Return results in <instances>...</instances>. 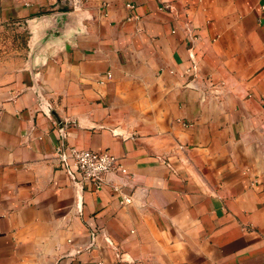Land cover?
Listing matches in <instances>:
<instances>
[{
	"label": "crops",
	"instance_id": "1",
	"mask_svg": "<svg viewBox=\"0 0 264 264\" xmlns=\"http://www.w3.org/2000/svg\"><path fill=\"white\" fill-rule=\"evenodd\" d=\"M0 264H264V0H0Z\"/></svg>",
	"mask_w": 264,
	"mask_h": 264
},
{
	"label": "built area",
	"instance_id": "2",
	"mask_svg": "<svg viewBox=\"0 0 264 264\" xmlns=\"http://www.w3.org/2000/svg\"><path fill=\"white\" fill-rule=\"evenodd\" d=\"M126 7L131 8L133 5L127 3ZM189 71L195 76L196 66L193 65ZM107 77H110V74ZM211 87L214 92H219L216 84H212ZM54 157L74 187L82 189L84 183L91 182L94 189L99 190L104 185H109L119 195L120 204L132 202V195L124 193V188L134 186L133 176L109 151L78 149L61 141L55 146Z\"/></svg>",
	"mask_w": 264,
	"mask_h": 264
},
{
	"label": "rangeland",
	"instance_id": "3",
	"mask_svg": "<svg viewBox=\"0 0 264 264\" xmlns=\"http://www.w3.org/2000/svg\"><path fill=\"white\" fill-rule=\"evenodd\" d=\"M8 33L14 34V29H8ZM24 44V43H23Z\"/></svg>",
	"mask_w": 264,
	"mask_h": 264
}]
</instances>
